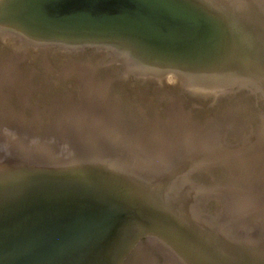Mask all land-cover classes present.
Returning a JSON list of instances; mask_svg holds the SVG:
<instances>
[{
	"label": "water",
	"instance_id": "water-1",
	"mask_svg": "<svg viewBox=\"0 0 264 264\" xmlns=\"http://www.w3.org/2000/svg\"><path fill=\"white\" fill-rule=\"evenodd\" d=\"M4 63L22 69L54 65L59 82L73 81L69 89L76 111L89 100L80 69L93 82L107 79V87L132 78L154 93L161 107L158 119L171 129L167 137L173 141L164 149L161 132L147 135V142L141 133L138 141L121 136L119 129L95 135L82 131L84 122L77 123L80 131H58L61 111L47 118L33 110L32 117L22 114L30 123L21 120L27 130L14 135L24 137L28 148L17 150L19 157L7 163L0 157V264H122L135 241L155 234L166 240L171 232L192 261L264 264V246L253 240L232 255L208 252V241L217 238L186 214L183 197L176 195L165 212L155 209L163 176L170 171L172 179L185 175L184 180L211 192L244 187L229 179L230 165H196L181 147L183 138L194 146L210 140L222 143L225 157H232L241 146L259 143L257 134L264 131V0H0ZM10 93L0 102L19 105V94ZM59 101L70 107L69 99ZM184 103H193V109L180 108ZM175 108L184 111V121L171 115ZM197 110L208 112L201 124L192 119ZM14 117L3 118L13 126ZM182 124L192 130L178 137ZM43 143L56 148L57 157ZM113 143L125 152L94 147L114 149ZM143 152L150 158L136 156ZM183 158L192 162L185 164ZM204 170L220 173L213 188L195 176ZM213 197L209 200L221 206L216 216L226 213V200ZM250 224L264 227V213Z\"/></svg>",
	"mask_w": 264,
	"mask_h": 264
},
{
	"label": "rangeland",
	"instance_id": "rangeland-1",
	"mask_svg": "<svg viewBox=\"0 0 264 264\" xmlns=\"http://www.w3.org/2000/svg\"><path fill=\"white\" fill-rule=\"evenodd\" d=\"M80 70L85 75V83L83 86L88 90L87 94L89 96V100L85 106L75 111L73 110V107H71L72 105H74L73 103H71L74 97L69 89V86L73 81L69 78L67 79L69 81L68 83L59 82L56 78L57 70L54 65H51L49 67L48 65L42 67L38 66L37 68L27 69L18 68V66H14L10 63H4L0 65V97L6 96L10 92V95L16 92L19 94L20 98V106L17 103H13V105L9 104L7 106L4 103L0 102V116H2L0 118V157H2V160L4 162L7 163L11 159L10 157H19V154L15 155L17 150L18 152H20V150L28 148V145L23 144V140L25 138L21 137V139L19 138V136L22 135L21 133L23 131L27 130V127L22 124L21 120H24L29 124V118L33 116L31 115L32 110L35 115L40 116L41 113V116L44 118L51 116L54 117L57 115V113H59V111H61L62 114L61 116L59 115L60 119L58 120L59 124L57 125L59 127L58 131L63 130L65 132H69L73 130V132H76L77 129H79L80 131L82 130V127H79L77 123L84 122V130L82 131H89L95 135L101 134V132H107L109 130H118L119 128H114L116 125L114 124L113 120L116 121L117 119L119 120L122 118L121 123H124L126 125V129L121 130L123 132H121V136L125 135V137H132L135 140L137 138L138 141L141 140L142 137H144L145 141L147 142V135L154 136L156 135V133L161 132L160 134H163L165 138H163V140L161 139L159 141V144L163 146L164 149H169L171 147L173 140L171 142L168 141L171 129L165 127V124H162L158 119L157 114H161V111H159L161 107L156 104V97L154 93L138 85L135 81H133L132 78H129L126 83H123L122 81H114L113 83H111L110 87H107V79L103 78L104 80H102L101 82H93L90 77L91 75H88L86 70ZM116 72L118 73V71ZM104 91L106 96L104 95ZM106 91H109V93L111 94L108 96L106 94ZM111 95L113 98L111 97ZM63 97L69 99V103L66 104L70 107L63 105L59 101L60 98ZM173 98L174 96L171 95V99ZM180 106V108H183L185 110H191L193 109L194 104L184 103L183 106ZM180 108H175L174 111L171 112V115L176 116V118L182 120V115H184L185 113L184 111H180ZM22 114H26V116L29 115L30 117L23 118ZM7 115L13 117L15 116L13 120H15L16 123L13 126L7 125L8 123H6L5 119L3 118L7 117ZM207 115L208 112L197 110L193 113L192 119L196 123L201 124L204 122V119ZM83 116L85 120H80ZM182 121H184V119ZM144 124L147 127L143 130V127L140 126ZM130 125L132 128L128 127ZM134 127L140 128L134 129ZM9 129L11 130L10 133L8 132ZM136 130H138V132H135ZM179 130L180 131L178 137H183L184 132L191 131L192 129L184 125L183 127H180ZM16 132H18L17 134L21 135H16V137L14 135V133L16 134ZM137 133H141L140 136L142 137L138 136ZM257 136L260 139L256 147L252 150L248 149L249 153L245 148V155L240 157L238 156V158L236 157L235 159H231L229 156V158L227 157V159H224L226 154H219L220 157L218 155L212 158V155L210 153L201 155V157L198 159L197 155H193L191 154V152H189V149L194 147V145H189L184 138L182 141L183 147L180 146L184 149V154H187L186 152H189V160H192L194 163L196 162V165H212V162L230 165L231 168L229 169L228 173L229 179L233 180L236 186L242 185L244 183V187L240 186L241 189L239 187H235L234 190L219 189L211 192L208 191L205 186L204 188H202L199 184H197V182H194L191 179L186 178L187 180H184V175L180 177V179H183L185 183H183V185H180V189H177L178 194L185 193L189 196V198L196 195L194 201H191L193 205L192 208H196L195 210H197L200 215L202 214V218H204L209 226L213 228H221L220 233L224 234V237L229 239L228 241H234L233 244L235 247L242 246L243 242L252 240L254 242H257L260 246H264V227H255L254 229L252 224H250L251 220L256 218L258 215H263L264 213V131H262L261 134L258 133ZM5 137H10L12 139H10L11 142L9 140L7 141ZM203 144L206 143L203 142ZM252 145L247 146L251 147ZM43 146L47 148L49 154L57 157L58 152L56 151V148L47 143H43ZM113 146L114 149H112V147H109L108 149V147L102 148V146L94 145L95 148H100L101 150L106 149L110 150V152L116 150L119 154L125 152L123 151L124 149H122L118 144L113 143ZM147 149H150V147H148ZM131 154L132 153H130L129 155ZM142 154L148 156V154L145 152L136 155L138 157L143 156ZM162 155L164 156L166 155V153L163 152ZM132 156L135 155L132 154ZM221 156H223V158ZM187 160L188 159L183 158V161L181 162H184L185 164L187 162H192ZM146 161L147 164L152 163V160L150 159V162L148 160ZM163 161L165 163H169L167 159H164ZM169 168L170 167L167 168L168 172L170 171ZM160 169H162V167ZM205 171L206 170L195 176L199 177L197 179H200L202 184H205L208 187L215 186V184L213 183V179H220V176H218V174L220 175V173H217L216 171ZM169 174H171V171L165 174L163 176V179L169 180L172 183L175 182L177 177L172 179ZM169 178L172 180H170ZM240 182L242 184H239ZM194 183L196 184V186H194ZM215 195L222 196V198L226 200V205L228 206H226V213L223 212V214L218 216H216V213L220 212L221 210L220 204H218L216 200H209L214 198L213 196ZM238 203H242V206ZM202 209L209 215H204V217L203 214L205 213ZM226 217L228 218V220L226 219ZM236 241H241L240 243L242 244L239 245ZM235 249L237 250V248ZM172 255L173 258H165L161 254H159L156 249H152L149 247L146 238L139 242H136V247H134L129 256L124 259L122 264H184L183 260H181L177 254L172 253ZM188 260L192 261V258L189 257Z\"/></svg>",
	"mask_w": 264,
	"mask_h": 264
},
{
	"label": "bare ground",
	"instance_id": "bare-ground-1",
	"mask_svg": "<svg viewBox=\"0 0 264 264\" xmlns=\"http://www.w3.org/2000/svg\"><path fill=\"white\" fill-rule=\"evenodd\" d=\"M10 89V88H9ZM6 91V90H5ZM14 91V90H13ZM8 95V94H7ZM76 111V110H75ZM122 119V118H121ZM121 119H117L116 121L115 120H113V122H114V124L116 125L115 127H118L119 128V130L121 131V130H124V129H126V125L123 123H121ZM124 120V119H123ZM122 120V121H123ZM107 124V123H106ZM100 130H102V129H100ZM20 131H22V130H20ZM180 131V130H179ZM102 133V132H101ZM96 134H98V133H96ZM206 144H202V143H200V145H197V146H194V147H192V148H190L189 149V151L191 152V154H193V155H197V157H198V159L201 157V155H205L206 153H210L211 155H212V158L214 157V156H218L219 154L221 155V154H224V151H223V149H224V146H223V144L222 143H220L219 145H218V143L217 144H215V143H211V141L209 140V141H204ZM256 145L257 144H254L253 143V145L251 146V147H248L247 145H245V146H241V149L240 150H237L234 154L235 155H233L232 157H230L231 159H235L236 157L238 158V156L240 157V156H243V155H245V153H244V149L246 148L247 149V152L249 153V151H248V149H250V150H252L253 148H255L256 147ZM217 146V147H216ZM219 152V153H218ZM223 152V153H222ZM138 155V154H137ZM136 155V156H137ZM143 156V158H150L149 156H147V155H144V154H142ZM220 155H219V157H220ZM222 158H223V156H221ZM228 157V156H227ZM227 157H225L226 159H227ZM224 158V159H225ZM229 158V157H228ZM4 159V158H3ZM151 160V159H150ZM149 161V160H148ZM150 162V161H149ZM150 164V163H149ZM264 166V165H263ZM163 181L165 182V184L164 185H162L163 186V188L162 189H164V191H162V193L160 194V198L158 197V199H157V202L155 203V204H157V205H155L154 204V200H152L151 202H152V204L153 205H155V206H157L158 208H155L156 210H159L160 212H165V209L167 208V206H169L171 203H170V201H173V198H176V195H177V197H178V195L179 196H181V197H183V198H181V200H182V202H184L183 203V205H184V209H186V211H187V213L186 214H188V216L189 217H192L193 216V218H197L196 220L197 221H201L202 222V224H203V227L205 226L207 229V231L214 237V238H217V240L216 241H218L217 243H215L214 241L212 242V240H209L208 241V243H209V247L207 248V251L208 252H216V251H219V253L221 254V255H229V253L232 255L234 252H235V246H234V241H228L229 239L228 238H225L224 237V234H222V233H220V229L221 228H213V227H211V226H209L208 224H207V222L204 220V218H202V214L200 215V213L197 211V210H195L196 208H192L193 207V205H192V200L194 201V198H196V195H194V196H192L191 198H189V196L187 195V194H185V193H180V194H178V190L177 189H180V185H183V183H185V181H183V179H180V177H177L176 178V180H175V182H170L169 180H166V179H163ZM195 184V183H194ZM194 186H196V184L194 185ZM184 187V186H183ZM194 194V193H193ZM188 196V197H187ZM245 203H246V201H245ZM251 203V202H250ZM238 204H240V203H238ZM242 204V203H241ZM240 204V205H241ZM239 205V206H240ZM238 206V205H237ZM242 206V205H241ZM183 207V206H182ZM239 209V208H238ZM203 210V209H202ZM167 212V211H166ZM198 212V213H197ZM203 212L205 213V214H203V216L204 215H207L208 213H206L204 210H203ZM209 215V214H208ZM205 217V216H204ZM231 218V217H230ZM189 219V218H188ZM226 219L228 220V218L226 217ZM162 221V220H161ZM162 223H164L163 221H162ZM237 223V222H236ZM249 223V222H248ZM161 224V223H160ZM197 227H198V225H196ZM246 226H247V224H246ZM158 227H160V228H163V227H161V226H158ZM211 228V229H210ZM223 228V227H222ZM209 229V230H208ZM212 229H213V231H212ZM224 229V228H223ZM195 231H197V230H193V233H195ZM158 232H159V230H158ZM168 232V231H167ZM192 233V234H193ZM164 234V233H163ZM175 234V233H174ZM197 234L199 235L200 233H198V231H197ZM218 235V236H217ZM160 234H155V235H150V236H148L147 237V242H148V245H149V247L150 248H152V249H156L157 250V252L159 253V254H161L162 256H164L165 258H173V255H172V253L173 254H177L178 255V257L181 259V260H183V262H184V264H210L208 261H204V263L203 262H200V261H198V262H195V261H189L188 260V258H189V256H187L186 254H184V251H183V249H182V247L181 246H179V244H178V242L172 237V236H174L173 235V233L171 232V233H169L167 236H169V237H166V240L165 239H163V237H164V235H161L160 237ZM162 237V238H161ZM167 239H168V241H167ZM221 239V240H220ZM193 240V239H192ZM198 241L199 240H197V243H198ZM136 242L137 241H135L134 243L136 244ZM193 242H194V240H193ZM247 242H249V241H245V242H243V245L242 246H244V245H246L247 244ZM264 242V241H263ZM225 243V244H224ZM257 243V242H256ZM227 244V245H226ZM221 245H224V246H221ZM215 246V247H214ZM241 246V247H242ZM133 246H131V248H132ZM180 248V250H178L177 248ZM199 246H197V244H196V248H198ZM237 248H238V246H237ZM243 248H245V246L243 247ZM181 251V252H180ZM225 251H227V252H229V253H225ZM256 252H257V250H255ZM262 252L264 251L263 249L261 250ZM254 253V252H253ZM255 254V253H254ZM193 258V257H192ZM194 260V259H193ZM171 263V262H170Z\"/></svg>",
	"mask_w": 264,
	"mask_h": 264
}]
</instances>
